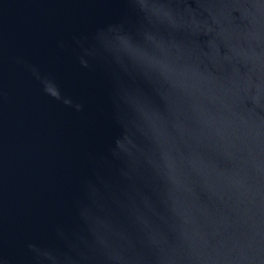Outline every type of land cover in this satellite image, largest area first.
Masks as SVG:
<instances>
[{"label": "water", "instance_id": "95a60500", "mask_svg": "<svg viewBox=\"0 0 264 264\" xmlns=\"http://www.w3.org/2000/svg\"><path fill=\"white\" fill-rule=\"evenodd\" d=\"M0 264H264V0H0Z\"/></svg>", "mask_w": 264, "mask_h": 264}]
</instances>
